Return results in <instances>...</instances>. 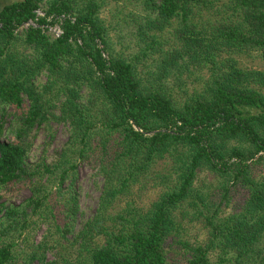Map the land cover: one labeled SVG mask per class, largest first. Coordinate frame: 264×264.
<instances>
[{
	"label": "trees",
	"instance_id": "16d2710c",
	"mask_svg": "<svg viewBox=\"0 0 264 264\" xmlns=\"http://www.w3.org/2000/svg\"><path fill=\"white\" fill-rule=\"evenodd\" d=\"M7 1L0 5V190L25 183L30 195L17 205L0 202V264L12 260L14 239L38 212L48 209L63 237L70 232L80 163L103 178L95 215L74 235L84 264H169L167 239L185 218L206 235L181 241L187 264H264V172H255L264 168L257 88L264 70L237 59L256 52L264 62V0ZM109 2L129 6L123 23L136 53L115 50L99 14ZM37 9L44 12L37 26L17 30ZM61 15L62 34L54 37L43 27ZM197 80L188 92L187 82ZM49 120L67 124L68 137L52 161L30 164L26 137ZM167 158L168 172L157 171ZM203 171L221 196L196 185ZM151 177L174 179L139 207L132 195ZM231 187L243 199L227 211ZM54 197L62 226L52 215ZM121 197L124 207L109 213ZM46 248L41 241L30 260Z\"/></svg>",
	"mask_w": 264,
	"mask_h": 264
},
{
	"label": "rangeland",
	"instance_id": "374dc122",
	"mask_svg": "<svg viewBox=\"0 0 264 264\" xmlns=\"http://www.w3.org/2000/svg\"><path fill=\"white\" fill-rule=\"evenodd\" d=\"M7 0H0V5L7 3ZM129 6L124 2H109L101 8L99 14L108 27L109 37L114 45L115 50L122 51L127 54H134L138 51L136 39L134 38L131 28L123 23L126 21L125 12ZM239 63L244 68H255L264 70V62L259 58L256 52L250 54H241L237 57ZM200 75L207 76L206 71ZM45 81V75L41 74L36 82L42 83ZM170 85H173L175 95L180 98L184 96L179 92L178 87L169 79ZM201 82L189 81L185 88L191 92L194 87L199 88ZM264 93V88L258 87ZM27 106L24 101L22 108ZM13 109L7 108L10 112ZM12 117L6 116V128ZM68 137V125L65 123L49 120L40 125H35L26 137L25 144L27 146V162L30 164L37 163L40 160L50 162L55 157L56 153L62 148ZM170 166V159H163L157 162L155 168L157 171L167 173ZM256 174H262L264 168H257ZM174 177H151L150 180L140 189L136 187L132 195L134 203L139 207H147L153 201L159 192L164 190ZM217 180L206 171H203L197 178L196 185L204 192L217 193L221 196V191H217ZM103 178L98 173L97 169L90 163H80L77 170V182L75 184L78 210L71 220L70 232L63 237L52 224V218L49 210L36 213L32 216V222L25 232L15 240L12 248L13 258L8 264H84L85 253L79 249L74 235L79 231L83 223L92 218L98 207V200L102 190ZM243 190L234 191V187L230 188L229 196L231 197L227 211H231L238 206L243 197ZM30 195V190L27 184L18 183L3 187L0 190V202L5 204H20ZM50 207L53 206L52 215L56 214L59 223L62 226L64 222L63 215L59 213L60 202L57 197L52 198ZM125 205V198L121 197L116 200L109 213L120 211ZM223 206V204H222ZM45 215V216H41ZM206 237L205 229L198 221L191 222L188 218L181 220V224L176 235H172L167 239L165 250L169 264H187V253L182 246L181 241L194 242L202 240ZM45 241L49 248L38 250L36 257L30 260L33 247Z\"/></svg>",
	"mask_w": 264,
	"mask_h": 264
},
{
	"label": "built area",
	"instance_id": "2783aa9c",
	"mask_svg": "<svg viewBox=\"0 0 264 264\" xmlns=\"http://www.w3.org/2000/svg\"><path fill=\"white\" fill-rule=\"evenodd\" d=\"M44 12L41 9H37L36 10V14L34 19H29L27 22L22 23L21 25L18 26L17 30H21L23 28H27L28 26H37L36 24V20L40 17L43 16ZM68 18H70L72 21L74 20L73 17L67 16ZM64 18L63 15L56 17L55 21H58L57 23H54L53 25H46L43 28L46 29L47 33H49L50 35L54 36V37H58L62 34V29L60 26V21H62ZM51 18H47V20H50Z\"/></svg>",
	"mask_w": 264,
	"mask_h": 264
}]
</instances>
